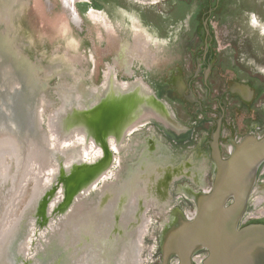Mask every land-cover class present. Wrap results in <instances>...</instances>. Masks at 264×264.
<instances>
[{"label": "flooded vegetation", "instance_id": "obj_1", "mask_svg": "<svg viewBox=\"0 0 264 264\" xmlns=\"http://www.w3.org/2000/svg\"><path fill=\"white\" fill-rule=\"evenodd\" d=\"M60 1L62 8L75 23H79V19L81 21L80 15H85L90 22L98 21L99 12H105L109 16L107 13H112L111 9L114 7L116 10L130 12V7L123 3L125 0H79L74 4L73 10L71 0ZM232 1L151 0L148 4L139 3L144 5H137V10H133L134 14L129 13L133 19H128L132 27L131 42L118 41V36L107 19L101 22L108 46H115L112 50V65L105 67L110 71L108 77L101 84L90 88L87 94H80V98L75 97L74 93L70 94L66 98L67 102H64L66 106L50 116L47 123L56 140L60 138L59 134L83 139L82 150L79 146L69 149L70 165L66 173L70 171L72 185L78 186V190L66 209H79L81 196L97 186V206H91L95 210L89 212L90 217L84 223L88 224L85 230L87 237L94 235L91 225L98 227L96 231L99 241L94 244L96 253H93V248H83L87 242L84 240L71 244L68 252L62 250L61 245L52 243L38 255L39 258L47 260L49 255H53V264H101L97 257L100 255L102 264H108V261L109 264H141L142 244L147 240L150 245L156 243V249L149 251L147 264H160L163 235L179 227L180 215L175 217V221L159 224L156 219L149 222L144 211L167 208L187 209L190 213L196 204L189 196L211 188L218 172V164L228 161L237 147L248 139L264 138V31L257 44L252 35L239 29L247 34L245 39L248 43L241 48V56L236 55L238 47H223L217 27L222 18L228 15ZM238 1L241 3L238 10L243 8L244 13L256 11L264 20V0ZM9 5L3 3L4 12L8 11ZM257 6H260V11L256 9ZM4 17L10 20L9 13H5ZM146 35L162 42L159 47L153 46L155 50L158 49L156 51L172 52L174 41L181 44L176 45L180 53H177L178 57L170 60L164 67L168 74L156 76L155 81L161 87L152 90L146 88L139 79L124 82L114 77V67L130 75L132 63L137 59H145L143 37ZM3 38L0 42L1 69L13 53L5 45L8 42ZM104 53L106 55L105 51ZM109 54L107 52V56ZM38 71L36 68L37 75ZM13 78L6 77L4 83L0 78V85L4 87V92L0 93V140L8 141L13 132H18L23 140L19 146L25 150L15 151L19 155V178L15 179L13 188L7 193V202L10 199L13 202L17 184L27 174L26 162L23 169H20L25 157L38 164L41 172L34 185L33 197L38 194L42 185L50 184L48 190L53 188L51 186L56 181L54 167L58 168L60 157H56L57 152L50 154L47 151L48 142L39 137L40 107L37 106L39 111L35 109L20 112L13 109L16 102L14 97L18 91L25 89V93L27 92L24 81L20 82L18 78H15V83L19 87L9 88L11 83L8 80ZM40 85L35 83L37 89ZM138 86L142 87V92L138 90ZM139 95H142V100L136 99ZM29 99L25 98L24 106L31 103L32 100ZM153 99L164 102L177 120L181 112L194 124L185 125V130L178 124L176 127L171 126L162 114L152 108L150 100ZM67 111L69 114L66 116ZM60 116L69 117V121H66V124L70 123L69 131L57 125L63 124ZM33 123L35 132L30 141L25 142L27 133L31 132L28 128H32ZM142 131L148 134L143 142ZM157 134L162 141L165 139V145L169 144L170 148L156 139ZM193 135L196 136L193 138ZM130 148L135 150L131 162ZM124 149L128 150L126 166L120 164V168L108 176L114 155ZM157 149L159 151L155 154ZM176 154L180 157L176 167H173L175 163L172 155ZM5 157L6 153L0 155V160ZM174 179L175 183L171 185ZM184 182L189 185L184 186ZM63 186L64 183L60 190L64 200ZM173 201L175 202L170 204ZM2 211L4 212V207L0 208V215ZM169 214L171 215L170 212ZM258 225L264 226V161L255 171L246 208L242 210L237 222L238 229ZM16 227L17 222L14 220L7 233L9 237ZM79 229L77 227L76 232ZM113 230L122 233L120 244L112 242ZM101 235L109 236L101 238ZM21 237L17 242L14 237L10 239L8 255L4 250L7 244L2 246L6 264H16L13 256L16 257ZM206 254L205 249H198L192 257L193 264H202ZM177 263V257L172 256L170 264Z\"/></svg>", "mask_w": 264, "mask_h": 264}, {"label": "rangeland", "instance_id": "obj_2", "mask_svg": "<svg viewBox=\"0 0 264 264\" xmlns=\"http://www.w3.org/2000/svg\"><path fill=\"white\" fill-rule=\"evenodd\" d=\"M149 1L151 0H125L123 3L130 7L129 13L134 14L135 11L133 10H137V5H144L139 3L148 4L150 3ZM3 3L10 4V7L7 6L8 11L6 10L4 12L2 9ZM239 5L241 6V3H239L238 0H233L228 15L222 18L221 24L217 27L221 45L223 47H233V45L238 47L237 56L239 53H243V51H240L241 48L248 45L245 39L248 33L253 36L254 43L258 44L262 38V32L264 31V20L261 19L262 17L260 14L256 13V11L244 13L243 8L238 10ZM260 6L256 8L259 11ZM111 10L112 13H107L109 16H107L105 12H99L97 14L98 21L94 20L90 22L85 15H80L82 18L81 21L79 19V23H75L67 11L62 8L60 0H4V2L0 0V42L3 41L1 38L4 37L8 42V44L5 45L13 52L11 55L12 57L5 61V67L2 69V61L0 59L1 82L4 83L6 77H15L18 78L20 82L24 81L27 92L25 93V89H20L14 97L16 102L13 107L20 112L24 111L26 107V104L24 106L25 98H29L35 90V83L44 85L40 90L41 92L38 94V98L35 100L36 103H33L37 111L41 109L38 134L39 137H42V140L44 139V141L48 142L50 154L57 152L56 157L57 155L60 156L58 159V168L54 167L55 171L53 175H55L56 181L54 180L55 182L51 186H54V188L48 190L50 184L42 185L35 197L32 195L37 177L41 175L40 169L38 164H34V162L28 159L26 160V171H28L27 175H29V177L20 196L19 191L21 188L19 189V186L22 185V181L20 180L21 182L17 184L18 188H16L13 195L14 198H17V201L11 209V203L13 202L11 199L7 202L6 196L13 188L15 179L18 180L19 178V155L15 150H10L6 153L5 159L3 158L0 160V208L4 207V212L2 211L1 214L2 219H0V237L4 234L6 237V233H4L6 231L5 227H8L10 223L15 220V223L17 222V227L10 236V239L14 237V240L16 239L17 242L22 236L16 248V257L13 256L16 260V264H53L55 261L53 255H49V258H46L47 260H42L41 257H38V255H41L43 250H46L52 243L61 245L62 250L68 252V248L71 244L84 242L85 240L87 242L83 245V248H93V253H96L94 244L99 241L97 236L98 231H96L98 227L96 225H91L94 235L87 237L85 236V230L88 224L84 225V223H87V219L90 217L89 212H94L95 210L92 209L91 206H93V208L97 206L99 197L97 186L81 196L79 199L80 208L77 210L70 208L61 209V203L59 202L63 197L60 188L64 180L60 176L59 164L61 163L63 168H67L70 165L71 152L69 149L74 146H79L82 150L81 144L83 139L68 137L70 139L63 138L62 140H56L55 135L49 130L47 123L50 116L64 107V102H67L66 98H69L70 94L74 93L75 97H79L80 94L85 95L90 88L101 84L102 81L108 77L110 71L105 67L112 65L114 55L112 50H114L115 46H108L107 36L101 28V22H105L107 19V23L113 27L115 34L118 36V41L131 42L132 36H130V34L132 33V27L129 25L128 19L133 20L132 15L124 10H116V7ZM5 13H9L10 20L4 17ZM239 29H243L247 34L240 32ZM234 34H236V36H234ZM143 38V42H145V59H137L132 63L130 75L114 67V77L124 82L129 81V79H139L146 88L151 90L153 88H160L161 86L159 83L155 81L156 76L159 74L165 75L167 73L164 67L170 60L178 57L177 53H179V51H177L176 45L181 44L174 41L172 52L167 51L164 53L156 51L158 49L155 50L153 47L160 46L162 42H160L159 39H150L147 35ZM107 52L110 53L108 56ZM239 56H241V54H239ZM36 68L39 69L38 75L36 74ZM15 78L8 80V82L11 83L9 88L17 89L19 87V84L15 83ZM162 86V88H165L164 85ZM75 88L77 89L76 91ZM3 89L4 87L0 85V93L4 92ZM138 90L142 92V87L138 86ZM125 95L129 96L127 94ZM142 98V95L136 97V99L140 100H142ZM37 106L40 107L39 110ZM174 119L183 130L186 129L185 125L194 124L192 120H189L186 115L181 112L178 115L179 120L176 118ZM146 135L148 134L142 131V142ZM195 136L196 135H193V138ZM130 139L131 137L129 140ZM156 139L162 145L164 144V146L170 148L168 143V145H165V139L163 138L162 141L158 134ZM127 151L128 150L124 149V151L121 150L117 155H114V160L111 164L108 176L111 172L118 170L120 164L124 167L126 166L125 160L128 161ZM133 151L135 152L133 148H130L131 157L129 160L132 159ZM157 151L159 150L157 149L155 154H157ZM83 156L85 158L86 155L84 154ZM172 156L175 163L173 167H176L177 160L180 156L177 154L175 155L176 158L174 155ZM129 162H131V160ZM48 172L49 171H47V173ZM59 181L61 183H59ZM174 181L175 179L171 185L175 183ZM185 183L186 182L183 184L184 186L189 185ZM172 188L174 189V186H172ZM193 194L194 193H192V195ZM192 195L189 197L194 200ZM175 201L172 203L170 202V204H173ZM58 203L60 206H58ZM42 206L44 209H42ZM189 211L187 209L167 208L160 210L156 209L154 211L153 209H146L143 214L146 215V219L149 220V222L156 219L160 224L162 222L168 223L175 221L177 215H189ZM4 220L7 221L5 222ZM1 223L2 225L6 223L7 226L4 225V227H1ZM77 227H80V229L76 232ZM159 228H161V225H159ZM111 234H113L112 242L114 244H120L119 241L121 242V239H123L122 233L113 230ZM108 236L109 235H101V238ZM10 239L5 248L6 255H8L7 250ZM145 241L142 244L141 261L143 260V262H141V264H147L151 249H156V243L150 245V241ZM3 243L4 241L2 242L0 239L1 250L3 248ZM99 253L100 248L97 250L98 255ZM68 256L69 255H67V257ZM97 257L102 264L103 260L100 255ZM8 263H10V261Z\"/></svg>", "mask_w": 264, "mask_h": 264}, {"label": "water", "instance_id": "obj_3", "mask_svg": "<svg viewBox=\"0 0 264 264\" xmlns=\"http://www.w3.org/2000/svg\"><path fill=\"white\" fill-rule=\"evenodd\" d=\"M77 1L71 0V10L75 9ZM150 103L171 126H178L164 102L153 99ZM59 135L60 140L68 138ZM263 161L264 138L253 137L238 146L228 161L219 163L211 188L193 194L195 209L189 215H180L179 227L163 235L160 264H170L172 256L177 257V264H193L192 257L198 249L207 251L202 264H264V226L237 227L240 214L246 208L255 171ZM59 165L65 196L61 209H66L78 186L72 185L70 171L66 173L69 166Z\"/></svg>", "mask_w": 264, "mask_h": 264}, {"label": "bare ground", "instance_id": "obj_4", "mask_svg": "<svg viewBox=\"0 0 264 264\" xmlns=\"http://www.w3.org/2000/svg\"><path fill=\"white\" fill-rule=\"evenodd\" d=\"M42 86H44V85H41L40 86V88H36L37 86H35V90L32 92V94H31V96L28 98L29 100H32L31 101V103L24 109V111H34L35 110V108H34V104L36 103L35 102V100L34 99H36L37 97H38V94L41 92L40 90H41V88H42ZM4 90V89H3ZM34 100V101H33ZM34 103V104H33ZM14 110H16L15 108H13ZM69 114V112L67 111V114H66V116ZM62 116V115H61ZM60 116V119L61 118H63V124H61V123H59V124H57V125H59V126H62V128H64L65 130H67V131H69V128H70V123H67L66 124V121H69V117L68 118H66V116H63V117H61ZM30 119H31V117H29ZM163 118H166V117H164L163 116ZM29 119V122L31 123V121H32V119L30 120ZM168 120V119H167ZM32 124V123H31ZM29 127H32V125H30ZM21 131V130H20ZM28 131L30 132V133H27V138L26 139H24V141L26 142V140H27V142H29L30 141V138L32 137V135L34 134V132H35V128H34V123H33V127L32 128H28ZM26 134V133H25ZM23 142V140L20 138V136H19V133L18 132H13V134H12V137L11 138H9V140L8 141H3V140H0V154L1 153H3V155L5 154V153H8L10 150L12 151V150H20L21 149V147L19 146V143H22ZM9 145H11L12 147H10ZM22 151H24L25 150V148L24 149H21ZM47 151H49V148H47ZM23 153V152H22ZM25 157V156H24ZM26 158L27 157H25V159L23 160V165L21 166L22 168H20L21 170L23 169V167H24V164H25V162H26ZM29 164H31V163H29ZM43 165V164H42ZM32 166V165H31ZM29 167H30V165H29ZM34 169V168H33ZM20 170V171H21ZM28 172V171H27ZM35 172H36V170H35ZM31 173V172H30ZM40 174H41V172H40ZM24 175V174H23ZM37 175H38V172H37ZM28 177H29V175H27V174H25V176L23 177V179L21 180L22 181V185L21 186H19V189H20V191H19V196H20V194L22 193V191H23V187H24V185H25V183H26V181H27V179H28ZM36 177V176H35ZM43 177V176H42ZM20 181V182H21ZM25 181V182H24ZM35 181V180H34ZM18 188V187H17ZM26 190V189H25ZM36 195V194H35ZM17 201V198H13V203H11V207H10V209L12 208V206L15 204V202ZM9 215H10V211H9ZM2 217V215H0V218ZM9 217V216H8ZM7 218V217H6ZM7 220H8V218H7ZM6 220V221H7ZM5 221V220H4ZM5 221V222H6ZM12 223V222H11ZM11 223H10V225L8 226V227H5L6 228V231L4 232V233H6V237H5V234L4 235H2L1 237H0V239H1V241L3 242L4 241V243H3V245H4V247H5V244H8V243H6V241H7V239H8V232H9V230H10V228H11ZM4 225H6L7 226V224L6 223H4L3 225L1 224V227L3 226L4 227ZM1 229V228H0ZM8 236V237H7ZM10 238V237H9ZM2 245V246H3ZM5 250V249H4ZM3 251V248H2V250H1V247H0V263L2 264H6V259H5V256H3V253H2V255H1V252Z\"/></svg>", "mask_w": 264, "mask_h": 264}]
</instances>
